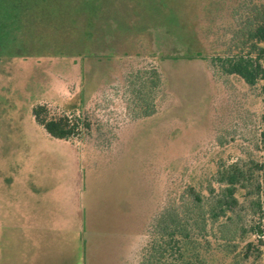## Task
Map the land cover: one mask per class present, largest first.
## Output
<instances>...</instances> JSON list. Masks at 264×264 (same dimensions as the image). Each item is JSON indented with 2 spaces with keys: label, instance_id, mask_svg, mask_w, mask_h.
<instances>
[{
  "label": "rangeland",
  "instance_id": "rangeland-1",
  "mask_svg": "<svg viewBox=\"0 0 264 264\" xmlns=\"http://www.w3.org/2000/svg\"><path fill=\"white\" fill-rule=\"evenodd\" d=\"M254 17L264 0H0V84H17L0 95V264H141L162 210L218 194L219 168L264 165L263 82L220 69ZM150 70L155 113L137 118L128 82ZM25 84L72 85L57 97ZM39 101L89 129L51 139L32 117ZM254 172L192 236L206 264H264Z\"/></svg>",
  "mask_w": 264,
  "mask_h": 264
},
{
  "label": "trees",
  "instance_id": "trees-1",
  "mask_svg": "<svg viewBox=\"0 0 264 264\" xmlns=\"http://www.w3.org/2000/svg\"><path fill=\"white\" fill-rule=\"evenodd\" d=\"M258 19L262 18L254 17L245 22L249 42L244 48H239L245 51L240 50L237 54L224 58L220 62V69L224 74L238 76L248 86H254L258 80L262 81L261 95L264 102V18ZM143 74L149 77L144 81L135 77V80L128 82L131 94L140 103L141 112L137 118H147L155 113L153 95L161 87L157 72L150 70ZM136 80L140 82L136 84ZM32 117L49 137L57 140L78 138L84 130L89 129V124L79 116L52 114L46 104L33 106ZM260 143L264 151V131L261 133ZM254 169L264 170V165L251 162L242 167L233 163L219 168L216 182L222 187L218 194L212 196L211 190L210 198H203L191 190L186 197L180 199L177 208L171 206L162 210L153 222V237L145 249L141 264H206L200 254L203 242L192 236L204 235L208 225L217 223L237 206L235 193L250 185ZM251 206L261 209L258 198Z\"/></svg>",
  "mask_w": 264,
  "mask_h": 264
},
{
  "label": "crops",
  "instance_id": "crops-1",
  "mask_svg": "<svg viewBox=\"0 0 264 264\" xmlns=\"http://www.w3.org/2000/svg\"><path fill=\"white\" fill-rule=\"evenodd\" d=\"M70 85L72 84H25L24 88L26 89H30V88H41L42 90L45 89L48 92H53L55 93V96H60L61 94H70L69 89L71 88ZM17 84H0V95H4L7 93L9 94L12 89H16L13 87H16ZM41 100V99H40ZM40 103V101H39ZM47 135V134H46ZM48 136V135H47ZM49 137V136H48ZM51 138V137H50ZM53 139V138H51ZM55 141H63V140H57V139H53Z\"/></svg>",
  "mask_w": 264,
  "mask_h": 264
}]
</instances>
